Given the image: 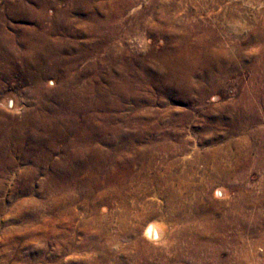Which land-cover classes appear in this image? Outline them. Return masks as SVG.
Listing matches in <instances>:
<instances>
[{
  "label": "rangeland",
  "instance_id": "rangeland-1",
  "mask_svg": "<svg viewBox=\"0 0 264 264\" xmlns=\"http://www.w3.org/2000/svg\"><path fill=\"white\" fill-rule=\"evenodd\" d=\"M263 29L264 0H0V264H264Z\"/></svg>",
  "mask_w": 264,
  "mask_h": 264
},
{
  "label": "bare ground",
  "instance_id": "bare-ground-1",
  "mask_svg": "<svg viewBox=\"0 0 264 264\" xmlns=\"http://www.w3.org/2000/svg\"><path fill=\"white\" fill-rule=\"evenodd\" d=\"M263 20V19H262ZM255 23V22H254ZM259 23V22H258ZM259 25V24H258ZM262 25V24H261ZM260 25V26H261ZM253 27V26H252ZM257 29V28H256ZM258 30V29H257ZM254 31H255V29H254ZM252 33V32H251ZM260 33V32H259ZM259 37H261V38H264V29L261 31V33L258 35ZM256 39V38H255ZM258 41V40H257ZM264 44V43H263ZM260 49H262V48H260ZM260 52V51H259ZM254 53V52H253ZM262 53H264V48H263V51H262ZM261 53V54H262ZM255 54V53H254ZM259 54V53H258ZM260 54V55H261ZM258 57V56H257ZM245 59V58H244ZM258 61V60H257ZM256 61V62H257ZM255 62V63H256ZM262 62V61H261ZM258 63V62H257ZM260 64V63H259ZM256 65V64H255ZM261 65V64H260ZM263 66V65H262ZM264 68V67H263ZM262 68V69H263ZM251 71V70H250ZM256 71V70H255ZM259 72H261V71H259ZM264 72V71H263ZM255 73H257V72H255ZM261 74V73H260ZM253 75V74H252ZM256 75V74H255ZM259 75V74H258ZM261 76V75H260ZM253 79V78H252ZM255 79V78H254ZM257 79V78H256ZM258 79H260L261 80V78L259 77ZM259 80V81H260ZM253 81V80H252ZM259 81H257L259 84H260V82ZM262 87H264V77L262 78ZM249 83H250V80H249ZM254 83H255V81H254ZM253 83V84H254ZM251 85L249 84V87H250ZM246 87H248V86H246ZM248 87V88H249ZM256 87V86H255ZM259 87V86H258ZM242 88H243V86H242ZM248 88H247V90H248ZM244 89H245V87H244ZM241 90H243V89H241ZM256 90V89H255ZM257 90H259V89H257ZM256 92V91H255ZM259 92V91H258ZM263 92V91H262ZM254 93V92H253ZM258 94H260V93H258ZM247 95V94H246ZM254 95V94H253ZM242 96H244L243 94H242ZM251 96V95H250ZM263 96V95H262ZM247 97V96H246ZM246 97H243V98H246ZM259 97V96H258ZM249 99V98H248ZM255 99H256V97H255ZM263 100H264V97H263ZM251 101V100H250ZM262 102H264V101H262ZM261 102V103H262ZM251 103V102H250ZM253 103V102H252ZM255 103V102H254ZM264 104V103H263ZM2 105L3 106H5V107H11V106H15V102L13 101V99H11V98H6L5 100H3L2 101ZM244 106V105H243ZM252 106H253V104H252ZM256 106H257V104H256ZM264 106V105H263ZM241 109H242V107H241ZM240 109V110H241ZM258 109V108H257ZM254 110V109H253ZM259 110V109H258ZM264 110V109H263ZM245 111H247V110H245ZM249 112H250V110H249ZM264 112V111H263ZM241 113V112H240ZM253 113V112H252ZM260 113H262V112H260ZM244 114V113H243ZM250 114V113H249ZM254 114V113H253ZM240 115V114H239ZM246 115V114H245ZM252 115V114H251ZM260 116H264V115H261L260 114ZM244 117V116H243ZM242 117V118H243ZM248 118V117H247ZM241 119V118H240ZM239 119V120H240ZM250 119V118H249ZM253 119H254V124H258V123H260V122H262V119H260L259 117H257V113H256V115H254L253 116ZM246 120V119H245ZM242 124L244 125V127L245 126H247L248 125V123L245 121L244 122V120L242 119ZM248 121V120H247ZM251 123V122H250ZM239 124V123H238ZM241 124V125H242ZM241 127V126H240ZM236 128V127H235ZM238 128V127H237ZM234 129V128H233ZM244 129V128H243ZM259 130H257L256 129V131H252L251 130V132H249L248 133V138L250 139L251 138V140H252V138H257V139H259L258 141V144H257V146H256V148H255V150H257V151H255L253 154H255V160H252V161H254V162H252V165L254 166V167H256V166H261V165H264V131L263 130H261L260 128H258ZM263 129V128H262ZM241 130H242V128H241ZM254 130V129H253ZM249 131V130H248ZM233 134V133H232ZM240 135V134H239ZM245 140V139H244ZM254 140V139H253ZM256 140V139H255ZM230 142V141H229ZM232 146V145H231ZM252 147V146H251ZM255 147V146H254ZM235 148V147H234ZM239 148V147H238ZM222 151V150H221ZM215 152L216 153H218L216 150H215ZM214 155H215V153H214ZM221 155V154H220ZM210 156V155H209ZM212 157V156H211ZM219 157V156H218ZM192 158V157H191ZM197 158H199V157H197ZM220 158V157H219ZM170 159V158H169ZM200 159V158H199ZM210 159V158H209ZM195 160V159H194ZM220 160V159H219ZM166 161H167V159H166ZM213 161H214V159H213ZM216 161V160H215ZM221 161V160H220ZM168 162H169V160H168ZM223 162V161H222ZM174 163V162H173ZM172 163V164H173ZM185 163V162H184ZM214 163V162H213ZM191 164V163H190ZM174 165V164H173ZM220 165H222V163L220 164ZM171 166V165H170ZM172 167V166H171ZM192 167V166H191ZM228 167H230L229 165H228ZM236 167V166H235ZM252 167V166H251ZM264 167V166H263ZM232 168V167H231ZM230 168V169H231ZM189 169V168H188ZM187 169V170H188ZM186 170V169H185ZM227 170H229L228 168H227ZM227 170H224V167L222 166L221 168H218L217 167V169H216V171H215V174H216V176L218 177V179H214V175H213V177L211 178V181H210V183H209V187L210 186H212L213 184H222V185H224V186H226V187H232L233 185H234V183L232 184L231 182H230V178H232L230 175H229V173H228V171ZM189 171V170H188ZM171 173V172H170ZM185 173V172H184ZM239 173H240V171H239ZM233 174V173H232ZM234 175V174H233ZM242 176H244V175H241V173L240 174H238L237 173V175H235L234 176V178L236 179H239V180H242ZM142 178V177H141ZM172 178H175V176L173 175V177ZM263 179V178H262ZM206 180V179H205ZM232 180V179H231ZM108 181V180H107ZM143 181L144 182H146L145 181V179H143ZM160 181V180H159ZM208 181V180H207ZM234 181V180H233ZM143 182V183H144ZM206 182V181H205ZM235 182H237V181H235ZM202 183V182H201ZM204 183V182H203ZM202 183V184H203ZM207 186V185H206ZM59 188V187H58ZM236 189V188H235ZM144 191V190H143ZM217 191V193H219L220 194V192L218 191V190H216ZM174 192V191H173ZM175 193V192H174ZM172 194V193H171ZM177 194V193H176ZM166 196V195H165ZM173 196V197H172ZM71 198V197H70ZM165 198V200H166V202H167V204H168V206H169V209H167V212H170L171 213V217H174L175 215H176V213H178L176 210H179V209H176L175 210V207H177L176 205L178 204L179 205V203H180V201H181V199H179V198H174V195L172 194V195H168V197H164ZM186 199V198H185ZM69 200V199H68ZM190 200V199H189ZM182 201H183V199H182ZM187 203V202H186ZM185 203V204H186ZM192 203V202H191ZM189 205V204H188ZM244 205L245 206H248L247 205V202L246 203H244ZM193 206V205H192ZM3 208V207H2ZM179 208V207H178ZM183 208H184V205L182 204V206H181V210L183 211ZM189 208V207H188ZM194 208V207H193ZM242 208H240L239 207V210H241ZM190 210H191V207H190ZM185 211V210H184ZM192 212V211H191ZM252 212V211H251ZM97 213V212H96ZM257 214V213H256ZM261 214V213H260ZM240 215V214H239ZM239 215H237V222L239 223V224H241V225H243L244 223H241L239 220H238V216ZM31 217V216H30ZM30 217H28V216H24L23 217V220L21 221V223L24 221V223H29L30 222ZM176 217V216H175ZM185 218V217H184ZM255 219V218H254ZM20 221V220H19ZM185 221V220H184ZM256 222V221H255ZM261 222V221H260ZM18 223V221H13V223H12V225L10 226V228L12 229H16L15 228V225H19V223ZM9 225V224H8ZM122 225V224H121ZM253 226V225H252ZM251 229V228H250ZM145 234H146V236H147V238H149V239H154V237L156 236V232H155V229H154V227L153 226H149L147 229H146V231H145ZM228 241H226V240H223L222 241V244H225L226 245V243H227ZM232 243L234 242V238L232 239V241H231ZM257 242V241H256ZM146 247V246H145ZM217 247V246H216ZM220 247V246H219ZM195 249V248H194ZM196 249L197 250H193V251H191L189 254L188 253H186L187 254V256H188V258L190 259V258H192V259H194V258H196L197 259V261H199L200 262V259H201V257H204L203 255H204V247H202L201 246V248H197L196 247ZM212 249V248H211ZM201 250V251H200ZM185 251V250H184ZM187 252V251H186ZM211 252V251H210ZM218 252H219V250H214L213 252H212V254H211V257L214 259V260H218ZM251 252V251H250ZM185 253H184V255L183 254H181L180 253V255H178V258H183L185 255H186ZM254 255V254H253ZM123 256V255H122ZM251 257V256H250ZM207 259V258H206ZM191 260V259H190ZM203 261H204V259H202ZM227 262V261H226ZM212 263V262H211ZM201 264H204V263H201ZM226 264V263H225Z\"/></svg>",
  "mask_w": 264,
  "mask_h": 264
}]
</instances>
